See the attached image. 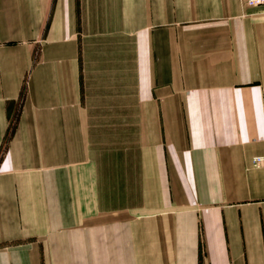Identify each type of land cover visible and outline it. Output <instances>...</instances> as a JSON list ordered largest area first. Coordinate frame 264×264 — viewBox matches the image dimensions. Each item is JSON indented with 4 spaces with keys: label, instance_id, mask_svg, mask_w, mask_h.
<instances>
[{
    "label": "crops",
    "instance_id": "0c3cea01",
    "mask_svg": "<svg viewBox=\"0 0 264 264\" xmlns=\"http://www.w3.org/2000/svg\"><path fill=\"white\" fill-rule=\"evenodd\" d=\"M0 264H264V9L0 0Z\"/></svg>",
    "mask_w": 264,
    "mask_h": 264
},
{
    "label": "built area",
    "instance_id": "2783aa9c",
    "mask_svg": "<svg viewBox=\"0 0 264 264\" xmlns=\"http://www.w3.org/2000/svg\"><path fill=\"white\" fill-rule=\"evenodd\" d=\"M249 8H263L264 0H242ZM259 159H257L258 161Z\"/></svg>",
    "mask_w": 264,
    "mask_h": 264
}]
</instances>
